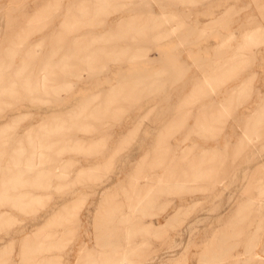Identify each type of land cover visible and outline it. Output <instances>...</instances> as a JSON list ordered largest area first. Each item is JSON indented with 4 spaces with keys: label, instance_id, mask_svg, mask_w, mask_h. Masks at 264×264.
Segmentation results:
<instances>
[{
    "label": "rangeland",
    "instance_id": "obj_1",
    "mask_svg": "<svg viewBox=\"0 0 264 264\" xmlns=\"http://www.w3.org/2000/svg\"><path fill=\"white\" fill-rule=\"evenodd\" d=\"M96 1L85 0L90 12L81 32L101 38L91 48L104 58L50 75L47 85L56 95L54 89L64 87L59 97L43 89L33 98L23 89L9 95L0 88V188L4 180L14 181L7 174L3 179L14 166L11 157L29 154V128L35 134L62 128L69 147L57 162L63 179L38 190L31 207H12L0 194V264H105V253L123 245L105 250L103 216L113 209L111 227L119 229L121 209L135 188L170 172L173 150L179 156L187 148V159L206 155L207 175L173 184L148 213L146 220L156 221L160 232L138 249L134 264H264V126L249 142L264 108V0ZM71 2L0 0V74L6 84L16 79L27 54L33 55V75L45 59L64 58L52 42L64 35ZM136 4L140 10L133 11ZM50 10L57 16L43 14ZM131 16L148 30L122 37L120 25ZM238 53L243 62L235 72L227 61ZM251 56L257 57L253 65ZM253 71L252 79L245 77ZM112 91L122 96L106 108ZM242 91L253 97L239 99ZM198 107L211 108L204 129L196 126L197 113L184 116ZM84 115L93 116L78 128L73 123ZM81 162L91 168L82 176ZM65 205L68 222L58 216ZM55 230L43 243L47 248L30 259L43 234ZM24 235L31 245H23ZM252 254L258 262L248 261Z\"/></svg>",
    "mask_w": 264,
    "mask_h": 264
},
{
    "label": "bare ground",
    "instance_id": "obj_2",
    "mask_svg": "<svg viewBox=\"0 0 264 264\" xmlns=\"http://www.w3.org/2000/svg\"><path fill=\"white\" fill-rule=\"evenodd\" d=\"M101 1L102 0H97L96 2L100 3ZM59 6L60 2L57 4V8ZM89 7L90 6L85 2V0H81V2L78 3L73 0L66 14L67 19L70 18V20L63 28L64 35L60 34V36L58 34L53 38L52 48L54 49V52L58 50L65 51L66 54L64 55V58L58 62L45 59L42 64V68L44 70L39 68L37 69L36 74L33 75V55L32 53H30V55L27 54L21 61L20 65L18 64V69L15 73L16 79L13 82L6 84V82L2 79L3 75L0 74V88L3 89L2 91L7 92L9 95H13L18 89H23L26 97L33 98L40 93L41 89H43L44 91L42 92L49 91L48 94H53L54 96L59 97L64 91V87L62 89H60V87L54 89L57 91L56 95L53 91V87L49 88V85H47L50 75L52 77L55 76L57 70H62L63 72L68 69L79 70L81 67H88L92 62L104 58L103 52H101L102 54L98 56V51L91 48L92 44L99 42L101 38L92 36L91 31L89 30H83L81 32L83 24H87L85 18L90 12ZM139 7L140 6L136 4V6L133 7V11L140 10ZM45 13L49 15L50 18L57 16V13H52V10H50L49 13L43 11V14ZM140 21V18L137 19L135 16H131L126 20L125 24L120 25V33H122V37L128 35V32L130 31L145 34L148 27L145 24L144 26H140ZM11 24L15 25L16 21L12 20ZM76 32L78 33L74 35L73 33ZM126 51L127 50L123 52L126 53ZM108 54L111 55L110 53ZM250 59L251 61L249 64L253 65L257 57L251 56ZM242 62L241 54L238 53L235 54L233 58L228 59L227 64L229 63L228 66H230V69L232 68L236 72V68L241 66ZM11 65H13L12 60L8 62L6 66L8 67ZM3 66L4 63L0 61V68ZM25 70H29V73L22 76V72H25ZM254 74L255 72L253 71L245 77H254ZM120 92L121 91L111 92L108 100L104 104L106 108H109L112 103L122 96V93ZM248 92L246 93V91H242L237 96L238 98L240 95L241 98L244 95L253 97V93ZM254 95L259 99V101L263 99V94L259 90L254 92ZM126 96H129V93ZM191 102L193 103V101ZM210 109L211 108L209 107H198L195 110L193 108L188 109L184 116L187 118L188 116L197 113V117H200V119L196 126H198V129H204L206 128L205 124H208L205 115L209 113ZM261 115V119L259 120L261 123H257L255 126H252V130H255V132L249 136V142H252L259 137L258 132L256 131L257 129H261V126H264V108L261 110ZM89 116L84 115L77 119L75 121L76 123L73 124L79 128V122L87 124L86 122H83V120L89 118ZM184 122L185 121H183V125L185 124ZM4 129L5 128H0V133L4 131ZM35 133V127H31L25 132V138L30 150L29 154L25 157H22L20 154L12 156L9 163H12L14 166L8 168L3 175V179L6 174L11 176L9 179H14L13 182L10 180H4V185L6 186L0 188V194L3 196L2 200L9 203L12 207L22 209L31 207V203L36 199L38 190L50 187L55 178L63 179L64 177L63 170L57 162L65 150L69 149L67 145L68 134L62 128H56V130L45 129L38 134ZM175 150H173V154L170 155L171 157L168 160L169 166L167 167H170L171 171L162 174L156 173L154 177L150 178L152 182H147L145 185L140 186V189L135 188L132 195L128 197L126 209H121L122 219L120 222L122 226L119 229L114 230L111 227L113 223V219L111 218V213L114 212L113 209L108 211L109 215L105 216V218L103 216L100 224V230H102L103 241L106 244L105 250L120 248L122 247L121 245H123V250H115L113 252L110 251L105 253V264H134V258L139 256L138 249L150 242L151 237L149 236L160 232L159 229L161 226H158L156 221L146 220L148 213L152 212L158 206L163 196L167 192L171 191L173 184L179 185L184 180L189 178L199 179L206 177L207 172L204 171V168L202 169V166L206 161V155L201 154L187 159L188 155L186 153H191L192 148H187L186 150L183 149L179 156H175ZM160 154H163V152H160ZM169 154L170 152L166 150L165 157H168ZM87 163H89V161ZM84 165H86V162H81L78 171V175L80 176L84 175L88 169H91L86 168ZM159 177H162L161 180ZM19 186L25 187V189L20 190ZM58 213L57 214L62 221H70L71 214L70 207L68 205H65ZM3 214H0V217ZM37 220V218L35 220L33 219L30 224L35 226L37 224ZM46 225L41 228L46 227ZM23 230L20 229V232H23ZM56 233L57 230L53 232H45L42 239L32 250L30 259L34 253L38 255L44 248H47L46 246H43V243L51 242ZM28 239L29 237L27 235H24V237L22 236V241L24 242L23 245H31V242ZM92 260L94 259H91V261ZM248 261L258 262L259 259L257 258V254H252ZM90 264H93V262Z\"/></svg>",
    "mask_w": 264,
    "mask_h": 264
}]
</instances>
